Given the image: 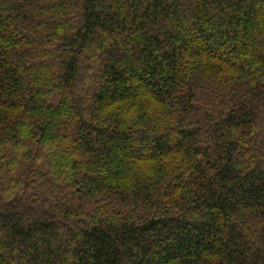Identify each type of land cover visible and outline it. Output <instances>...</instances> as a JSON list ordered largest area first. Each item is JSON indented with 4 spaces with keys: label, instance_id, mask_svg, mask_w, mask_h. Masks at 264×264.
<instances>
[{
    "label": "trees",
    "instance_id": "1",
    "mask_svg": "<svg viewBox=\"0 0 264 264\" xmlns=\"http://www.w3.org/2000/svg\"><path fill=\"white\" fill-rule=\"evenodd\" d=\"M0 264H264V0H0Z\"/></svg>",
    "mask_w": 264,
    "mask_h": 264
}]
</instances>
